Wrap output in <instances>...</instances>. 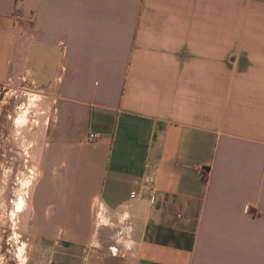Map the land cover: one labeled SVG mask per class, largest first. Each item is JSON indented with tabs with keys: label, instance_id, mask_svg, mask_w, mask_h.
<instances>
[{
	"label": "crops",
	"instance_id": "obj_1",
	"mask_svg": "<svg viewBox=\"0 0 264 264\" xmlns=\"http://www.w3.org/2000/svg\"><path fill=\"white\" fill-rule=\"evenodd\" d=\"M19 77L25 264H89L98 200L121 264H264V0H0V97Z\"/></svg>",
	"mask_w": 264,
	"mask_h": 264
},
{
	"label": "rangeland",
	"instance_id": "obj_2",
	"mask_svg": "<svg viewBox=\"0 0 264 264\" xmlns=\"http://www.w3.org/2000/svg\"><path fill=\"white\" fill-rule=\"evenodd\" d=\"M38 93L41 92L29 89L26 80L19 77L6 84L0 97V264H17L25 257L28 239L19 230L21 208L16 203L19 196H25L33 178L28 175L32 142L27 132L45 118ZM111 221L100 225L108 230L97 240L100 245L93 247L98 251L93 252L95 256L89 264H121V257L130 251L127 230L117 218L111 217Z\"/></svg>",
	"mask_w": 264,
	"mask_h": 264
},
{
	"label": "built area",
	"instance_id": "obj_3",
	"mask_svg": "<svg viewBox=\"0 0 264 264\" xmlns=\"http://www.w3.org/2000/svg\"><path fill=\"white\" fill-rule=\"evenodd\" d=\"M95 135H96L95 133H92V132L89 133V136H91V137H93ZM28 171H29L28 172V175L32 178L33 177V174H34V168H33V166L32 167H29ZM135 195H136V190H134V189L131 190L130 191V196L131 197H134ZM21 196H19V199H20ZM16 206H17V203H16ZM18 209H20V207ZM94 220H95V224L97 226L98 225H101V224L112 223V221H111V215H110L109 211L107 210V208L105 207V205L103 204V202L100 201V200L96 201L95 204H94ZM123 220H125V217L123 215L120 216V218H117V221L118 222H123ZM24 261H25V259L23 261L18 260V263L17 264H22Z\"/></svg>",
	"mask_w": 264,
	"mask_h": 264
},
{
	"label": "trees",
	"instance_id": "obj_4",
	"mask_svg": "<svg viewBox=\"0 0 264 264\" xmlns=\"http://www.w3.org/2000/svg\"><path fill=\"white\" fill-rule=\"evenodd\" d=\"M205 179H206V174L203 173V174L201 175V180L204 181Z\"/></svg>",
	"mask_w": 264,
	"mask_h": 264
},
{
	"label": "bare ground",
	"instance_id": "obj_5",
	"mask_svg": "<svg viewBox=\"0 0 264 264\" xmlns=\"http://www.w3.org/2000/svg\"><path fill=\"white\" fill-rule=\"evenodd\" d=\"M23 244H24V243H23ZM24 245H25V244H24ZM22 251H23V248L20 249L19 255H21ZM24 259H25V257H24Z\"/></svg>",
	"mask_w": 264,
	"mask_h": 264
}]
</instances>
